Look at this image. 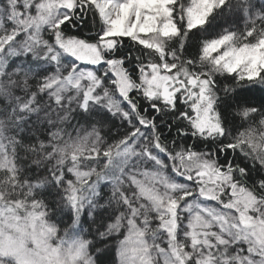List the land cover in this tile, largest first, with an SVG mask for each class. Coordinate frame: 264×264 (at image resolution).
<instances>
[{"label":"snow or ice","instance_id":"1","mask_svg":"<svg viewBox=\"0 0 264 264\" xmlns=\"http://www.w3.org/2000/svg\"><path fill=\"white\" fill-rule=\"evenodd\" d=\"M254 9L4 0L0 237L29 239L39 264H264V5ZM29 156L47 173L36 183ZM47 184L62 188L67 227L37 198Z\"/></svg>","mask_w":264,"mask_h":264},{"label":"trees","instance_id":"2","mask_svg":"<svg viewBox=\"0 0 264 264\" xmlns=\"http://www.w3.org/2000/svg\"><path fill=\"white\" fill-rule=\"evenodd\" d=\"M261 5H264V1L255 0L254 11L259 10ZM235 24H236V27H238L240 30H242L243 26H244V21L239 20V21L235 22ZM91 26H92V21H91V18L89 17L87 19L86 24H84L80 28L72 29V32L74 34H88ZM223 26H224L223 21L217 22V29H219L220 27H223ZM125 43L127 44V40H125ZM29 59H31L30 56H21L19 58H11L9 61V66L7 67V71L10 69L13 70L17 65L21 64L22 61H26ZM52 68H54V67L52 66ZM52 68L50 70H52ZM73 123H75V121H73ZM161 131L164 133V135L166 137L169 138V142H171V137L175 136V129L172 130L171 136L169 135L167 127L162 128ZM21 156L23 157L24 153H21ZM34 158L35 157L29 156V157L24 159V163L26 165H28L27 171L32 174L31 178H32L33 183H36L40 179H43L44 177H46L47 173L43 167L38 169L35 165L31 164V160ZM68 178L71 179L73 177L69 176ZM103 191H104V195L106 197L108 195L107 187H105ZM62 195H63V191H62L61 187H58L55 184H47L44 187L39 189L38 194H37V198L42 199L45 202V204L47 205V210H49L52 221L56 222L58 224V226H60L61 228H64V227H67L68 224L71 223V219H70L71 214H70L69 209L63 208V207H58V202H59L60 198L62 197ZM101 202H103V201H101ZM100 211H102V210H100ZM81 220H82V226H78V227L87 228L88 217H87L86 213L82 214ZM111 255L114 256V251L111 253ZM108 258L109 257H107V256H101L98 259L100 261H103V260L108 259Z\"/></svg>","mask_w":264,"mask_h":264},{"label":"clouds","instance_id":"3","mask_svg":"<svg viewBox=\"0 0 264 264\" xmlns=\"http://www.w3.org/2000/svg\"><path fill=\"white\" fill-rule=\"evenodd\" d=\"M0 246L3 248L0 251V257H6L5 260H0V264H7L8 261H11V264H39L36 250L27 238H22L13 233L10 240L5 235L0 237Z\"/></svg>","mask_w":264,"mask_h":264},{"label":"rangeland","instance_id":"4","mask_svg":"<svg viewBox=\"0 0 264 264\" xmlns=\"http://www.w3.org/2000/svg\"><path fill=\"white\" fill-rule=\"evenodd\" d=\"M261 1H264V0H261ZM2 3H4V0H0V4H2ZM243 19H241V21H242ZM7 27H11V25L10 24H7L6 25ZM54 67V66H53ZM90 67H95V66H90ZM52 70H54V68H52ZM9 72H11L12 71V69H10V70H8ZM101 71H102V69H101ZM185 223H186V221H185Z\"/></svg>","mask_w":264,"mask_h":264}]
</instances>
